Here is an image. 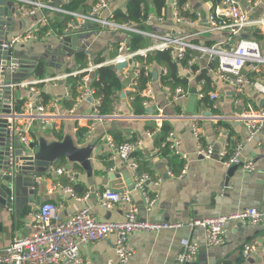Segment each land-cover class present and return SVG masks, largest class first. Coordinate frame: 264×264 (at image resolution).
Listing matches in <instances>:
<instances>
[{
    "label": "crops",
    "instance_id": "0c3cea01",
    "mask_svg": "<svg viewBox=\"0 0 264 264\" xmlns=\"http://www.w3.org/2000/svg\"><path fill=\"white\" fill-rule=\"evenodd\" d=\"M45 1H51L55 6L61 8L72 2V0ZM94 1L86 0L85 4L91 9L84 14L91 12L95 4H93ZM106 1L108 7L101 11L102 18L112 15L115 10L125 9L129 0ZM169 2L171 3H168L161 11L163 14L161 20L158 19L161 15L158 17L153 10H150L148 19L139 27L148 33L173 38L191 36L190 41L193 43L196 41L198 43L195 44L202 46L227 43L226 32L207 31L208 17L212 14L223 15L225 8L223 2L213 8L212 4L205 0H188V10L194 11L200 17V19L192 21L191 24H178L173 15L172 1ZM237 2L249 19L264 18V0H259L257 5H251L248 0H237ZM7 4H9V9L14 10L9 38L32 31H38L39 35L44 36L47 31L43 32L42 28L50 26V21L61 17V14L45 12H38L34 16H21L16 11V4L10 1ZM76 13L82 14V12ZM64 28L61 30L49 28L48 31L53 33L42 41L16 47L22 58L38 62L34 72L25 81L63 75L68 71L85 68L87 65L80 68L75 57L77 53L85 54L88 62H92L98 58L104 60L111 58L114 52L118 53V47L121 44L126 45V50H128V34L92 29L91 25H86L80 34L85 35V38L80 41L77 38L80 35L70 34L65 38H70L71 41L65 43L64 38L60 40L55 33H60ZM243 39L256 41L261 55L264 57V30L262 28L250 27L239 36H234L230 43L235 44ZM148 40V46L154 44L153 40ZM20 47L22 49H19ZM80 49L81 51H79ZM208 63L207 56H201L196 60L202 73L211 80L209 93L217 95L213 101L210 99L204 101L199 97L205 87V80H198L195 76L189 81L187 92L174 103H170L158 80L160 74L158 71L162 68L153 67L158 75L156 80H151L153 104L151 107H147V110L152 109L151 114H155L156 109L160 107L164 110V114L168 118L163 123L169 125L172 137L180 142V151L188 154V160L183 162L184 165L181 169L178 168V164L174 163V160H183L171 152L165 156L163 152L157 151L158 144L156 142L159 138L156 136L159 133L152 138L146 137L147 130L155 127V123L147 117L150 114L134 115L132 113L129 94L124 98L120 96L115 104L114 112L106 120L92 123L93 130L90 133H88V126L91 122L77 121L74 118L55 120L50 124L34 121L28 135L30 143L37 144L39 138L42 137L47 140L61 141L64 137L70 136L74 144L81 147L92 139H97V146L91 156L94 192H91L92 187L87 183L85 171L78 164L69 163L65 157H60L57 162L62 160L63 165L60 168L66 169V175H57L56 170L59 168H56L55 164L42 177L41 184L35 189L34 195L30 197L32 203H29L25 196V199L15 204L12 210L0 206V248L9 245L12 241L23 239L34 231L37 222L35 215L43 202L56 204L62 220H66L82 208L88 207L97 221H122L129 207L133 206L136 208L137 217L140 220L171 224L187 223L195 219L212 218L236 213L245 208H254L262 213L261 221L256 225L247 222H229L225 239L218 247H206L204 231L186 225L179 228L134 232L127 240V248L131 255L126 264H175L184 242L198 247L197 255L188 264H264V126L250 137L244 124L235 119L248 106L264 107V99L251 87L236 96L231 86L220 81L213 72L207 69ZM40 64L43 65L44 72L41 77H36L35 70ZM132 66L128 65L123 70V75H127ZM244 71L249 79L264 81V64L255 71L251 65L247 64ZM181 73L184 74L183 69ZM70 80L40 84L37 86L39 91L37 95L30 93L25 87L15 88L13 89L15 91H12L14 94L12 101L14 105L19 100L32 102L35 99H40L39 95L43 93L48 96L49 101L45 106L50 113H66L74 108L76 114H92V103L88 99H77L70 109L65 107L72 97L73 85ZM129 85L124 90H128ZM77 91L79 94V88ZM193 116L201 118L197 121L201 133V143L213 150L215 156L212 160L197 159L194 155L197 142L192 133L191 120L189 119ZM16 125L22 124L16 123ZM77 128H84L86 131L82 141L76 135ZM106 135L113 139L115 136L117 140L122 138L123 141L140 140L142 142L136 151L137 161L133 160L144 163L149 173L150 181L146 184L145 191L148 197L156 199L150 212L145 211L143 194L135 189L126 192L131 200L130 205L119 203L113 209L105 210L96 202L94 194L111 187V182L108 179L109 173L117 171L116 183L119 188L124 190L126 189V172H129L132 178L134 174H140L138 169L132 170L118 159H110L111 149L105 143ZM18 143L20 146H24L19 141ZM239 145L241 161L252 164L253 170L250 173H244L238 167L232 176L228 177L229 169H225L215 159L216 155L225 150L230 153ZM106 162L110 163L109 168H106ZM184 166L186 169L182 174ZM60 178H67L72 186L80 185L86 192L78 194L72 189L79 200L69 196L63 191L65 186L59 181ZM55 185L56 188H53ZM114 240V236L110 235L107 239L80 245V257L88 264H116ZM246 246L251 247L252 250L245 257L244 248Z\"/></svg>",
    "mask_w": 264,
    "mask_h": 264
},
{
    "label": "built area",
    "instance_id": "2783aa9c",
    "mask_svg": "<svg viewBox=\"0 0 264 264\" xmlns=\"http://www.w3.org/2000/svg\"><path fill=\"white\" fill-rule=\"evenodd\" d=\"M6 1L16 4V11L21 16H34L38 12L69 16L70 20L67 22L65 28L60 33L55 32L60 40L70 34L80 35L82 34L84 26L91 25L92 29L96 28L120 34L140 35L154 41L153 45L135 52L126 50V45L121 44L118 47L117 55L112 59H107L100 63L92 61L83 69H76L68 71L63 75L51 76L43 79H34L30 81L23 80L15 86H10L11 89L25 87L30 93L37 95L39 93L37 86L40 84L58 82L60 80H67L70 77L81 75L77 86V90L79 88L80 92L78 100L90 99L92 103V114L79 115L75 113L74 108L66 113L53 114L46 110V106L40 102V99L27 102L22 113L17 112L10 115L0 114V118H6L9 122H12V125H9L8 130L10 136H15L17 140L26 147L30 143L28 135L34 121H41L43 124H50L55 120L74 118V120L77 121L91 122L88 126V133L92 132V123L104 121L108 118V116L100 115L96 109L99 101L94 98V90L91 87V82L96 69L108 65L114 67L116 64L131 60V65L133 66L130 69L135 71V78L137 75L136 70L141 67V64L133 62V59L137 55H145L153 50L171 48L174 52V58L177 60L183 59L186 50L199 52V56L189 60L187 67L183 69V73L189 75L190 80L199 73H202L200 67L198 70L193 71L191 66L196 64V60L201 56H207L209 62L207 69L213 72L216 78L220 81L231 86L236 96L241 95L248 87H251L264 99V81L260 79L251 80L244 71L247 64L251 65L253 71H255L260 65L264 64V57L261 55L258 43L252 39H243L235 44L230 43V40L234 38V36H239L250 27H258L264 30V18L256 20L249 19L246 12L235 0L223 1L225 8L222 16L225 19H217V15L214 14L208 17L209 26L207 31H222L226 32L228 36L227 43H218L212 46L195 44L190 41L191 36L173 38L148 33L141 28H136L137 26L134 25L116 23L111 18V15L102 18L100 16L101 11L108 7L106 0H98L88 14L67 11L59 6H55L51 1L45 0ZM248 2L251 5H257L259 0H248ZM173 15L178 24L192 23V21L178 15L174 4ZM162 17L163 14H161V17L158 19L161 20ZM196 19H200L199 15H196ZM52 33V31H47L44 36H41L38 31L25 32L24 34L9 38L7 44L3 47L5 49H11L13 47L23 46L27 43L42 41ZM210 63H215V68H210ZM18 66L16 60V62L10 65L9 70L14 72ZM144 69L145 74L147 75L152 71V66L144 65ZM158 72L165 74L164 69H161ZM162 88L170 103H174L179 97L186 93L181 87H177L173 90L166 86H162ZM141 95L144 98L143 105L145 107H151L153 104L151 81L146 84ZM199 97L202 99L203 95L200 94ZM216 98L217 95L215 93L209 95V99L212 101ZM10 105L14 106L12 100ZM147 117L155 123V129L146 133L147 138H152L158 132L160 125L168 117H166L164 110L161 107L156 109L155 114H150ZM189 119L191 120L192 133L197 142V148L194 154L195 157L197 159L206 160L214 159L215 155L213 150L210 147L203 146L201 143V133L197 126V121L201 118L199 116H193L189 117ZM235 119L244 124L251 137L264 126V107L253 108L248 106L237 115ZM16 123L22 125L19 126L16 125ZM166 142L169 143V150L173 155L179 157V159L185 162L188 160V154L180 151V142L174 139L172 134L168 135ZM105 143L111 149V160L118 159V161L126 164L132 170L138 168L137 162L131 159L130 155L142 145L140 140L130 144L117 146L112 137L106 135ZM163 145L161 147H163ZM157 151L159 152L160 148H158ZM240 153L241 147L239 145L230 153L226 150L218 153L215 159H217V161L227 170L233 166H237L240 167L244 173H250L253 170V165L250 163H243L240 159ZM185 169L186 166L183 167L182 174L185 173ZM66 173L67 171L65 168H59L56 170L57 175H66ZM132 179L134 189L140 191L144 196L145 211L150 212L156 199L148 197L145 191V186L150 181L149 175L145 173L134 174ZM53 188H56V185L53 186ZM63 191L69 194V196L79 200L70 187H64ZM94 197L98 205L105 210L113 209L119 203L130 205L131 201L127 193H116L112 192L110 189L97 192L94 194ZM35 217L37 222L34 226V231L29 236L20 240L12 241L9 245L0 248V264H88L80 257L79 246L107 239L110 235H113L115 238L114 252L116 255V264H126L131 255L130 250L127 248V240L132 233L138 231L179 228L184 225L190 228L195 227L202 229L205 235L206 247H218L225 239L227 224L229 222H247L256 225L261 221L262 213L254 208H245L236 213L220 215L212 218L195 219L187 223H152L140 220L137 217L136 208L130 206L122 221L103 222L97 221L90 208L84 207L70 218L62 220L56 204L43 202L38 207ZM251 250V247L246 246L244 248V256L246 257ZM197 251V245L184 242L183 249L177 255L175 264H188L195 258Z\"/></svg>",
    "mask_w": 264,
    "mask_h": 264
},
{
    "label": "trees",
    "instance_id": "16d2710c",
    "mask_svg": "<svg viewBox=\"0 0 264 264\" xmlns=\"http://www.w3.org/2000/svg\"><path fill=\"white\" fill-rule=\"evenodd\" d=\"M98 0H95L93 4L97 3ZM170 0H129L127 2V5L125 9L121 10H115L111 18L119 24H128V25H134V26H142L145 21L148 19V14L150 10H153L155 14L159 17L161 15V11L168 5ZM174 4L177 13L180 17L185 18L189 21L196 20V13L194 11H189L186 7L188 0H171ZM207 2H210L213 6V8H216L221 2L224 0H205ZM86 0H72V2L66 4L63 9L71 12H82V14L87 13L90 11L91 8H88L85 4ZM149 3V4H148ZM94 4V5H95ZM149 5H151V8H149ZM83 9V10H81ZM217 19H225L223 16H217ZM70 20L69 16H62L59 19L50 21V26H46L42 28V31H48L49 28H52L53 30H61L63 27L66 26V23ZM194 43H198L194 41ZM149 40L145 37H142L140 35H129L128 38V51L135 52L140 49H144L148 47ZM117 55V52H114L111 56L112 59ZM199 56V52L192 51V50H186L184 53V57L181 60H177L174 58V52L171 48H166L162 50H153L148 52L145 55H137L133 62H137L141 64V67L136 70V77L134 78L135 71L129 70L127 75H123V73H119L117 70L114 69L113 66H102L96 69L94 77L91 82V87L94 90V98L99 101V104L97 106V111L100 115L103 116H109L112 115L114 112L115 104L120 99L121 92L129 85L132 84V91H130L128 97L130 98V107L131 111L134 115H145L147 107L143 105L144 98L141 95V92L145 89L146 84L152 80V71L145 74L144 65H151L152 70H154L153 67L156 68H162L165 70V74L160 73L158 76L159 83L162 86L169 87L171 90L181 87L184 92H187L188 86H189V80L190 77L187 74H182L181 70L187 67L188 61ZM77 61L80 64V68H83L86 66L89 62L86 55L83 53H77L75 55ZM105 61L104 59H96L95 63H100ZM215 63H210V68H215ZM191 69L193 71H196L199 69L197 64H193L191 66ZM44 72L43 65H39L35 70V76L41 77ZM125 78L123 79V77ZM81 75L70 77L68 79H71L72 82V97L69 102L65 104V107L67 109H70L77 101L78 99V91L77 86L79 84ZM196 78L198 80H205V87L202 89L201 94L203 95L202 100L207 101L209 99V83H211V80L206 74L199 73ZM40 102L43 105H46L48 103V96L41 93L40 95ZM26 101L19 100L16 103L17 106V112L22 113L24 110V107L26 105ZM155 127L150 128L147 131H153ZM170 127L166 123H162L160 127L158 128L159 133L156 138L157 140L156 144H158V148H160V153L163 152V154L166 156L167 153H170L169 150V143L165 140L167 139L168 135L171 134ZM84 128H77L76 135L77 137L82 141L85 134ZM156 133V134H157ZM155 134V135H156ZM113 139V138H112ZM115 139V140H114ZM113 141L115 142V145L120 146L123 144H130L133 143L134 140H127L123 141L122 138L116 139L114 136ZM136 141V140H135ZM164 144V145H163ZM163 145V147H161ZM137 151V150H136ZM133 152L130 155L131 159H134L137 161V153ZM181 160V159H180ZM184 161H179L177 159L174 160V163L178 164V168L181 169ZM106 168L110 167V163L106 162ZM138 172L140 174H149L146 169V165L144 163H138ZM63 165L62 160L58 161L56 163V168H60ZM80 170H82L79 167ZM63 186L70 187L73 189L76 193L82 194L85 193L86 190H84L83 187L80 185L72 186V184L69 183L67 178H60L59 180ZM83 189V190H82Z\"/></svg>",
    "mask_w": 264,
    "mask_h": 264
},
{
    "label": "water",
    "instance_id": "95a60500",
    "mask_svg": "<svg viewBox=\"0 0 264 264\" xmlns=\"http://www.w3.org/2000/svg\"><path fill=\"white\" fill-rule=\"evenodd\" d=\"M237 1V0H235ZM8 1L0 0V114L10 115L17 113V106H11V100L14 97L10 86H15L25 80L34 72L37 61L25 59L21 57V53L16 47L5 49L3 46L9 40V33L12 30V13L13 9H9ZM171 3V2H169ZM136 28H140L137 26ZM76 38V37H75ZM78 40L85 38V35L77 37ZM76 38V39H77ZM70 38H64V42H70ZM19 49H22L21 47ZM81 51V49L79 50ZM18 63V68L11 72L10 65L14 62ZM131 60L114 65V69L122 73L124 69L131 65ZM157 71L152 72V79L156 80ZM132 90L129 85L128 90L121 92V98H124ZM90 100V99H88ZM147 114L152 113V109L146 111ZM9 122L6 118H0V206L7 210H12L15 204L25 199L29 203L30 197L34 195L35 189L41 184V179L56 164L60 157H65L69 163L78 164L86 173L87 183L91 187L92 181V165L91 156L97 146V139H92L88 144L78 147L74 144L70 136L64 137L61 141L47 140L39 138L38 143H29L26 146H20L15 136L9 134ZM238 167L233 166L228 170V177ZM125 179L126 189L118 187L116 183L118 179L117 171L108 174L111 182L110 190L116 193H126L134 190V183L129 172H126ZM94 192V187L91 188Z\"/></svg>",
    "mask_w": 264,
    "mask_h": 264
}]
</instances>
